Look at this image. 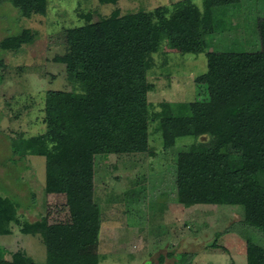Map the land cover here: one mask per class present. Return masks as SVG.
Listing matches in <instances>:
<instances>
[{
    "label": "trees",
    "instance_id": "trees-1",
    "mask_svg": "<svg viewBox=\"0 0 264 264\" xmlns=\"http://www.w3.org/2000/svg\"><path fill=\"white\" fill-rule=\"evenodd\" d=\"M235 1L203 0V10L184 1L170 13L164 7L150 13L114 12L68 29L67 47L53 60L65 65L68 79L80 90H46L45 131L27 141L45 158V194H64L70 218L48 222L40 216L29 221L12 213L8 224L13 222L23 234H40L50 256L77 254L81 233L97 230L102 220L94 200L95 156L147 152L155 131L165 152L174 148L177 139H195L178 152L171 168L178 203L242 206L244 220L238 224L264 236V134L243 129L249 108L264 114V51L206 52L207 69L194 79L198 94L189 103L188 114L152 117L148 101L146 58L155 38L168 37L182 54L202 53L212 44L216 11ZM4 2L23 18L44 15L47 8V0H0ZM257 26L264 41V19ZM32 39L24 28L1 40L0 49L17 51ZM69 130L72 144L68 145ZM229 155L241 157L240 168L229 166ZM228 231L216 233L215 239ZM245 245L246 264H264V246L249 237ZM208 246L219 247L216 240ZM0 264L34 263L16 251L10 258L1 256Z\"/></svg>",
    "mask_w": 264,
    "mask_h": 264
},
{
    "label": "rangeland",
    "instance_id": "rangeland-1",
    "mask_svg": "<svg viewBox=\"0 0 264 264\" xmlns=\"http://www.w3.org/2000/svg\"><path fill=\"white\" fill-rule=\"evenodd\" d=\"M184 1L203 10V0H47L44 15L23 18L9 3H0V41L24 28L33 34L17 51L0 49V257L21 251L34 264H246V237L264 246V236L238 224L244 220L242 206L178 203L171 168L178 152L195 139H177L165 152L155 131L147 152L95 156L94 200L102 220L97 230L81 233L77 254L50 256L40 234H23L8 224L12 213L29 221L70 218L64 194H45V158L27 141L45 131L46 90H80L68 79L65 65L53 60L67 47V30L114 12L150 13L164 7L170 13ZM214 19L212 44L199 54H182L168 37L155 38L146 58L152 117L190 112L198 94L194 79L207 69L206 52L264 51L257 26L264 19V0H236L217 10ZM205 79L213 98L211 80ZM243 129L264 134V114L249 108ZM66 134V143L72 144V132ZM228 161L233 169L241 167L239 155H229ZM224 230L229 231L215 239ZM214 240L218 248L208 246Z\"/></svg>",
    "mask_w": 264,
    "mask_h": 264
},
{
    "label": "crops",
    "instance_id": "crops-1",
    "mask_svg": "<svg viewBox=\"0 0 264 264\" xmlns=\"http://www.w3.org/2000/svg\"><path fill=\"white\" fill-rule=\"evenodd\" d=\"M217 244H218V242H217ZM219 245V244H218ZM220 246V245H219ZM242 254H244L245 255V252L244 253H242ZM245 258H246V255H245Z\"/></svg>",
    "mask_w": 264,
    "mask_h": 264
}]
</instances>
